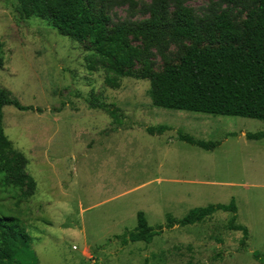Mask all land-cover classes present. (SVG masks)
Masks as SVG:
<instances>
[{"label":"rangeland","instance_id":"1","mask_svg":"<svg viewBox=\"0 0 264 264\" xmlns=\"http://www.w3.org/2000/svg\"><path fill=\"white\" fill-rule=\"evenodd\" d=\"M17 5L0 0V86L36 110L6 105L3 128L37 187L18 206L13 189L0 187V214L21 220L39 264H264L254 256L264 258V137L246 136L264 132V121L154 106L144 77L179 63L193 45L172 35L182 13L199 25L226 13L243 28L259 0H86L109 35L123 28L140 51L118 87L106 70L91 69L93 50L41 17H21ZM100 103L116 114L92 105ZM161 124L170 129L147 132ZM180 132L220 145L207 150ZM232 199L236 223L249 229L244 243L224 211L175 225L149 244L114 237L137 226L138 211L158 226L168 213L181 218Z\"/></svg>","mask_w":264,"mask_h":264},{"label":"trees","instance_id":"2","mask_svg":"<svg viewBox=\"0 0 264 264\" xmlns=\"http://www.w3.org/2000/svg\"><path fill=\"white\" fill-rule=\"evenodd\" d=\"M17 1L21 17H41L60 34L93 50L89 65L91 69L106 70L109 73L106 81L110 86L118 87L121 77L132 76L125 68L134 64L140 51L126 42V30L123 28L109 35L106 20L93 15L86 0ZM172 35L176 39H189L193 45L179 63L168 64L163 71L144 76L150 80L149 96L154 106L264 121V0H259L256 18L246 21L243 28L236 26L226 13L199 25L190 12H184L179 16ZM218 41L222 44L216 46ZM1 49L0 43V68L4 62ZM6 105L22 111L36 108L22 104L0 86V187L13 189L14 205L18 206L34 194L37 183L26 170L28 159L12 148L4 132L3 109ZM92 105L116 114L112 104ZM168 129V125L161 124L147 127V132L161 135ZM246 136L252 140L261 139L264 132L247 133ZM180 138L207 150L220 145L218 140L206 141L191 135L181 134ZM217 211L233 214L229 228L242 231L244 243L249 229L236 223L238 206L234 199L229 204L195 207L181 218L168 213L166 222L158 226H151L145 213L138 211L137 226L114 237L123 245L135 242L149 244L166 229L202 222ZM254 256L264 263L259 252H254ZM0 264H39L31 237L14 213L13 217L0 214Z\"/></svg>","mask_w":264,"mask_h":264},{"label":"crops","instance_id":"3","mask_svg":"<svg viewBox=\"0 0 264 264\" xmlns=\"http://www.w3.org/2000/svg\"><path fill=\"white\" fill-rule=\"evenodd\" d=\"M252 140V139H251ZM235 200V199H234Z\"/></svg>","mask_w":264,"mask_h":264}]
</instances>
